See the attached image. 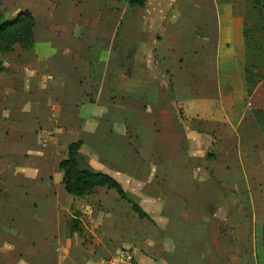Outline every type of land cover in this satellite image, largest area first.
I'll return each mask as SVG.
<instances>
[{
    "label": "crops",
    "instance_id": "crops-1",
    "mask_svg": "<svg viewBox=\"0 0 264 264\" xmlns=\"http://www.w3.org/2000/svg\"><path fill=\"white\" fill-rule=\"evenodd\" d=\"M236 1L148 0L139 7L126 0H39L33 46L10 59L13 69L4 64L0 71V264H108L122 249L138 264H234L244 255L245 264H264V226L255 230L260 223L249 214L257 198L251 189L259 186L254 174L264 170V139L245 104V22ZM107 35L106 45L117 48L109 56L139 54L161 82L139 87L151 96L144 121L132 103L126 110L135 118L119 116L124 128L127 121L145 128L151 167L132 161L131 171H116L138 154L133 144L122 150L115 142L118 162L106 172L148 218L106 186L83 196L65 191L59 163L73 141L58 170L45 168L59 151L54 119L60 129L65 121L73 127L77 118L69 115L78 113L89 133L96 126V105L81 104L90 69L81 63ZM81 141L83 157L98 156L90 134ZM242 195L245 234H237L234 207Z\"/></svg>",
    "mask_w": 264,
    "mask_h": 264
},
{
    "label": "rangeland",
    "instance_id": "rangeland-1",
    "mask_svg": "<svg viewBox=\"0 0 264 264\" xmlns=\"http://www.w3.org/2000/svg\"><path fill=\"white\" fill-rule=\"evenodd\" d=\"M261 1L263 4L262 11L254 7L252 0H237L235 2V5L240 9L241 15L243 16V20L245 22L243 23L246 33L244 31L241 63L244 75L245 104H247L249 107L251 97L256 91H259L257 101H261V99L264 98V0ZM37 3H39V0H0V8L4 13L5 18L7 20H12L15 18L18 12L24 9L29 10L33 14L34 7L37 5ZM109 37L110 35H107L106 37H103V39L99 40V46L91 47L88 56L90 61L87 63H81V68L82 70L84 68L85 72L86 70H88L86 68L87 66H89L90 68L89 72H86L87 78L84 81L87 84L85 83L86 85L83 91L86 89L87 91L86 93L84 91L81 96V104L83 105L92 103L96 105L95 114L98 116L94 118L97 121L96 126L94 128H91V133H89L88 125L84 122L85 118L83 116H78V113L69 115L75 116V118H77V120L75 121L76 126L74 125L73 127H68V121H65L64 123H61L62 125L60 129L59 123L54 119L51 123L50 130H55L56 134L59 135L57 140L59 151L56 157L48 158V161H46L47 166L45 168H47L48 170H58V163L65 154V144L70 143L71 141L74 142L76 140H87L89 134L92 139H95L96 149L97 151H99L98 156H96L92 151L90 154L86 153L83 157V162L91 169L103 172H114V165L118 162L117 160H114V157L112 155L114 145H116L115 142L118 143L116 145L117 147L121 145L122 148H119L122 150L127 148V145L133 144L132 146L138 154V157L132 158V160H130L129 158H123L121 160L120 166L122 167V170L116 171H131L129 170V168L130 162L132 161L134 163V167L139 163L145 164V166L147 164L146 167L148 168L151 167V159H147L145 157V146L147 143L145 128L138 127L137 129L133 126H130L128 122L130 120V117H135L133 115L130 116L129 109L126 110V108H129V104H134L135 108L137 107L136 111H138L139 113L136 114V119L138 120V122H141L142 120L144 121L146 119V116L144 113L145 110L143 109H146L147 106L149 107L151 96H149L142 88L146 85H149L151 82H155L157 84L161 82L160 79H158L155 75H153L155 77V80L150 77L152 76L149 73L152 72L150 63L142 61L139 54L135 55V59L133 58L132 54L130 53L132 50L130 46H127L130 51V54L128 53L129 55L127 59H113V57L109 56V54L113 56V54L117 51V48H115L114 46L106 45L109 44V41L107 40ZM123 49L124 48L120 50L122 51ZM22 51L23 50L20 49L19 46L14 45L12 51L0 53V69L4 67V64L9 65V68L13 69L16 64L12 63L10 59L12 61L16 60L15 58L17 57V55L23 53ZM133 59L134 61H130ZM6 65L5 67H7ZM245 70L254 75L251 81H248L246 79L247 76L245 74ZM131 71H143L144 75L138 78H133L129 76ZM127 76H129V78ZM126 85H128V91L126 92L115 91L113 88L114 86L115 88L124 90ZM133 86L137 87L138 90H131L130 88H134ZM165 86L167 87V84H165ZM260 105L263 104L260 102L256 103L257 107H259ZM124 115L128 119L125 128L121 123L119 124V116L121 117V119H124ZM127 119L125 118L124 121H126ZM130 137H132V142L129 141ZM134 137L135 139H133ZM98 138L101 139L100 142H98ZM32 140L35 144H38L40 141L39 136L33 137ZM42 148L43 147H41V149ZM127 150H129V148H127ZM196 163L199 164L200 162ZM192 165V162H185L186 167H192ZM133 171L139 172V170ZM254 178H258L259 186L257 184V187L251 189V192H254L257 198L250 206L249 209L251 212H249V214L250 219L253 217L252 214L256 215V221H259L260 226L254 225V229L261 232V228L264 226V170H256ZM122 186L125 188L124 184H122ZM240 200L241 205L238 206L236 204L234 207H237L236 209H239L240 213V217H238L237 215L234 216L236 219L234 222V231L237 234L238 232L241 234V231L243 232V234H245V196L242 195V199ZM251 224L248 231H250L252 235L253 228ZM220 230L226 233L227 228L224 224H221ZM251 241L253 242L252 239ZM263 246H260V252L263 251ZM239 258H241L242 260H239ZM234 264H245V255L235 256Z\"/></svg>",
    "mask_w": 264,
    "mask_h": 264
},
{
    "label": "trees",
    "instance_id": "trees-1",
    "mask_svg": "<svg viewBox=\"0 0 264 264\" xmlns=\"http://www.w3.org/2000/svg\"><path fill=\"white\" fill-rule=\"evenodd\" d=\"M147 1L126 0L130 6L139 7H145ZM252 2L255 8L262 11L263 4L261 0H252ZM34 27V16L29 10L24 9L18 12L14 19L7 20L0 8V53L12 51L14 45L19 46L22 50L30 49L34 44ZM244 31L245 26L243 33ZM245 74L248 81H251L254 77L248 71ZM258 93L259 91H256L251 97L250 112L264 139V98L257 101ZM258 102L263 105L257 107L256 103ZM82 146L83 142L81 140L71 143L67 148L66 158L59 163V169L63 172L62 184L65 191L68 194L83 196L96 187L106 186L115 190L122 199L127 200L140 217L148 218L143 209L130 199L115 177L103 171L93 170L83 162Z\"/></svg>",
    "mask_w": 264,
    "mask_h": 264
},
{
    "label": "built area",
    "instance_id": "built-area-1",
    "mask_svg": "<svg viewBox=\"0 0 264 264\" xmlns=\"http://www.w3.org/2000/svg\"><path fill=\"white\" fill-rule=\"evenodd\" d=\"M108 264H138V263L132 251L127 249H122L109 258Z\"/></svg>",
    "mask_w": 264,
    "mask_h": 264
}]
</instances>
